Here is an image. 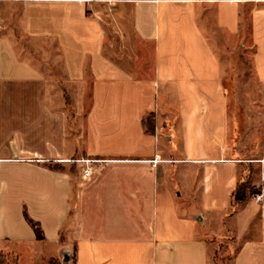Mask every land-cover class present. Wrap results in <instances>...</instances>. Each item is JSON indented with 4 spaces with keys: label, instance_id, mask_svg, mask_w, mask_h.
Wrapping results in <instances>:
<instances>
[{
    "label": "crops",
    "instance_id": "crops-1",
    "mask_svg": "<svg viewBox=\"0 0 264 264\" xmlns=\"http://www.w3.org/2000/svg\"><path fill=\"white\" fill-rule=\"evenodd\" d=\"M247 5L264 81V0H0V254L215 264L223 241L264 264V133L256 155L233 147L202 25L236 34ZM82 158L101 159L88 179ZM246 164L257 192L233 206Z\"/></svg>",
    "mask_w": 264,
    "mask_h": 264
},
{
    "label": "rangeland",
    "instance_id": "rangeland-1",
    "mask_svg": "<svg viewBox=\"0 0 264 264\" xmlns=\"http://www.w3.org/2000/svg\"><path fill=\"white\" fill-rule=\"evenodd\" d=\"M251 11L252 6H245L241 13V25L236 34L219 28L212 13L207 14L202 25L209 43L221 61L222 83L231 114L233 147L239 145L244 154L256 155L261 151L264 133V81L255 61L256 46L253 40ZM226 245L228 244L223 241L217 243L215 264H220L222 259L224 264H230L239 243L234 242L232 247L228 245L227 250ZM22 258L24 264L31 262L24 252ZM14 259V255L8 257L0 254V264H14ZM51 264L60 262L53 260Z\"/></svg>",
    "mask_w": 264,
    "mask_h": 264
},
{
    "label": "trees",
    "instance_id": "trees-1",
    "mask_svg": "<svg viewBox=\"0 0 264 264\" xmlns=\"http://www.w3.org/2000/svg\"><path fill=\"white\" fill-rule=\"evenodd\" d=\"M143 124L145 125V128L149 132L155 131V115L151 114L144 118ZM245 175L243 178L238 182L236 190L233 193V206L236 204L246 200L249 197V194L256 193L257 189L252 185V174H253V167L251 164L245 165ZM25 217L31 227L34 229L36 237L38 239L44 238L43 230L39 224V222L32 219L27 212H25ZM218 252V251H217ZM230 259V257H228ZM54 260V259H53ZM52 260V261H53ZM74 264H76L75 256L73 257ZM220 264H224V260L222 259Z\"/></svg>",
    "mask_w": 264,
    "mask_h": 264
},
{
    "label": "built area",
    "instance_id": "built-area-1",
    "mask_svg": "<svg viewBox=\"0 0 264 264\" xmlns=\"http://www.w3.org/2000/svg\"><path fill=\"white\" fill-rule=\"evenodd\" d=\"M1 28H2V25H1V19H0V33H1ZM158 160H159V156H157L153 160V163L156 164L158 162ZM73 161L84 164L83 177L85 179H88V178H90V176L94 172V164L101 162V159L82 158V159H73ZM255 197H256L257 201H262L264 198V195L262 193H258V194H256Z\"/></svg>",
    "mask_w": 264,
    "mask_h": 264
}]
</instances>
